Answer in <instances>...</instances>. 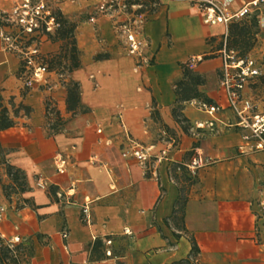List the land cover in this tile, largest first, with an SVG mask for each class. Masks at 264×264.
Masks as SVG:
<instances>
[{"label": "crops", "instance_id": "0c3cea01", "mask_svg": "<svg viewBox=\"0 0 264 264\" xmlns=\"http://www.w3.org/2000/svg\"><path fill=\"white\" fill-rule=\"evenodd\" d=\"M18 1L0 0V13ZM99 1L58 4L75 23L80 66L62 75L48 73L45 86L23 89L20 60L0 38V95L31 109L0 130L5 163L20 169L26 180V190L9 199L0 185V204L6 208L0 232L20 238L18 264H176L187 258L196 264H264V247L255 242L264 152L240 153L241 133L230 125L234 115L219 85L227 26L204 23L187 0H159L156 11L146 14L142 32L148 45L137 58L126 52L109 16L89 21ZM248 1L229 0V9ZM258 14L263 23L264 3ZM256 39L250 56L261 63L264 24L259 20ZM60 44L44 39L39 52L53 55ZM191 57L200 58L190 66L204 79L199 91L221 110L211 116L196 106L199 99L184 103L186 133L171 111L180 63ZM67 80L79 85L73 112L66 108ZM245 95L250 97L248 86ZM46 100L58 112V123L46 113ZM214 119V128L196 129V123ZM172 140L169 162L145 167L129 154L133 143L156 150ZM194 143L214 162L192 175L196 181L183 216L175 218L178 185L170 169L187 161ZM60 159H65L63 172L57 170ZM2 178L9 183L5 172ZM192 240L197 253L191 257Z\"/></svg>", "mask_w": 264, "mask_h": 264}, {"label": "built area", "instance_id": "2783aa9c", "mask_svg": "<svg viewBox=\"0 0 264 264\" xmlns=\"http://www.w3.org/2000/svg\"><path fill=\"white\" fill-rule=\"evenodd\" d=\"M72 0H19L9 12L3 13L4 25L0 26V38L7 51L15 53L24 67L23 87L33 85H47V74L52 72L47 69L41 59L39 46L42 40L47 39V34H52L59 23L53 11L59 3ZM200 14L202 21L206 24L228 25L231 21L240 20L243 17L259 11L264 0H250L243 3L238 9H229V0H187ZM139 5H130L127 0H100L95 7V14L89 17L94 21L97 15H106L113 20V26L117 33L123 37V45L126 52L137 58H142L144 48L148 45L143 36L142 25L146 20L145 13H138ZM261 24V19H259ZM221 68L219 71V85L226 96V107L234 115V122L230 125L241 133V144L238 146L240 153L264 152V109H258L251 97L245 95L248 84L261 74V63L249 55L238 56L233 50H227L224 45L220 50ZM198 57H191L188 62L193 65ZM196 106L207 114L213 116L221 110L214 104L198 101ZM214 120L205 123H196V129L209 127L214 128ZM172 140L168 147L158 148L155 145L142 146L133 143L129 154L141 165L169 162V149L174 145ZM170 147V148H169ZM192 155L186 163V168L191 175L202 167L211 165L214 160L204 157L201 148L195 146ZM125 153H123L124 155ZM65 159H60L57 170L64 171ZM262 197L256 202L255 220V242L264 247V178L260 184ZM6 208L0 204V222L3 219ZM82 213L86 222L89 221V206L85 204ZM123 232L129 234L127 228ZM65 236V235H64ZM0 241L9 250L14 258H18V243L20 238L13 236L6 238L0 232ZM109 245L111 239H105ZM110 255V251L105 252Z\"/></svg>", "mask_w": 264, "mask_h": 264}, {"label": "trees", "instance_id": "16d2710c", "mask_svg": "<svg viewBox=\"0 0 264 264\" xmlns=\"http://www.w3.org/2000/svg\"><path fill=\"white\" fill-rule=\"evenodd\" d=\"M130 5H139L140 7L136 9L138 13L152 14L158 8L160 2L159 0H127ZM259 11H254L253 13L243 17L240 20L231 21L227 25V31L224 35V42L221 43V47L227 50H233L238 56H246L253 49L256 44V34L258 32V20ZM53 14L59 23L58 28L52 34H47V39L51 41H60L59 50L48 56H41V59L46 64L49 71H54L59 75L64 72H70L80 66L79 53L76 47L74 29L75 23L67 20L62 13L55 9ZM3 13H0V17L3 18ZM4 22V21H3ZM0 22V26L4 25ZM105 55L97 54L95 58H102ZM181 77L176 80L174 85V92L176 95L175 104L172 107V116L176 122H178L184 132H189L190 125L187 118L182 114V108L184 103L190 101L191 99H199L207 104L210 100L199 91L198 87L204 82L202 75L191 69L189 62L185 61L180 63ZM24 67L20 62V67L18 70V76L23 80ZM66 108L68 111H74L78 105V91L79 85L77 82L72 80H67L66 84ZM24 90L28 89L23 87ZM31 109L29 106L23 104L21 101L16 103L13 97H9L4 103L3 97L0 95V130L10 128L15 123V118L20 114L28 115ZM45 111L47 114H51L55 120V123L59 121V114L57 111L50 107V102L46 100ZM153 117H156V113H153ZM54 123V124H55ZM51 127L56 130L57 127L54 125ZM196 146V143L193 144ZM193 151H190L187 155V161L182 163H175L170 169L171 178L178 185V196L175 201L173 215L175 218H180L183 216L184 206L188 199L189 190L192 184L195 183L196 178L193 177L188 169L186 168V163L191 157ZM4 171L6 177L10 180L9 183L1 184V190L5 198H10V193H18L26 190V180L23 172L15 168L14 166L4 163ZM21 207V206H17ZM197 253V247L192 240L191 257ZM18 264L16 258H14L10 250L3 244H0V264L5 263ZM176 264H196L192 258H187Z\"/></svg>", "mask_w": 264, "mask_h": 264}, {"label": "rangeland", "instance_id": "374dc122", "mask_svg": "<svg viewBox=\"0 0 264 264\" xmlns=\"http://www.w3.org/2000/svg\"><path fill=\"white\" fill-rule=\"evenodd\" d=\"M0 22L4 23L1 17H0ZM252 50L248 53L249 56L251 55ZM22 84H23V80H22ZM248 88H249L250 97L253 100V102L257 105L258 109H264V57L261 59V74L257 76L256 78H254L248 84ZM3 99L5 103L8 98H3ZM4 163H5L4 154H3V151L0 149V185L2 184V179H3L2 174L5 172ZM14 194L15 193L11 192L10 197L11 195H14ZM18 205L19 204L16 203L14 204V207ZM0 244H3L2 241H0ZM18 260L20 259L17 258V261ZM5 264H10V263L6 262Z\"/></svg>", "mask_w": 264, "mask_h": 264}]
</instances>
